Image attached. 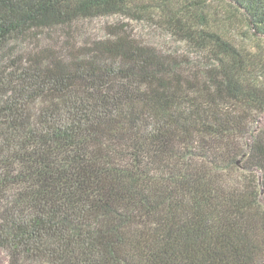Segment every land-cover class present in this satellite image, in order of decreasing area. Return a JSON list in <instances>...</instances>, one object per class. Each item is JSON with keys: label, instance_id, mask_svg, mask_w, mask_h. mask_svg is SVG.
Instances as JSON below:
<instances>
[{"label": "trees", "instance_id": "obj_1", "mask_svg": "<svg viewBox=\"0 0 264 264\" xmlns=\"http://www.w3.org/2000/svg\"><path fill=\"white\" fill-rule=\"evenodd\" d=\"M228 2L264 37V0ZM138 13V0H0V56ZM210 36L216 63L200 67L124 27L0 62L10 264H264V84L252 54Z\"/></svg>", "mask_w": 264, "mask_h": 264}, {"label": "rangeland", "instance_id": "obj_2", "mask_svg": "<svg viewBox=\"0 0 264 264\" xmlns=\"http://www.w3.org/2000/svg\"><path fill=\"white\" fill-rule=\"evenodd\" d=\"M137 16L111 15L86 19L64 35L63 30L35 32L16 42L0 56L1 65H11L29 51L41 47L68 44L70 37L78 42L104 37L124 27L142 43L175 56L191 66L216 63L217 47L212 43L218 35L229 41L246 59L251 58L258 80L264 84V37L255 33L241 11L228 0H138ZM142 4V5H141ZM209 34H206V33ZM264 116L255 127L261 126ZM0 264H10L6 252L0 248Z\"/></svg>", "mask_w": 264, "mask_h": 264}]
</instances>
